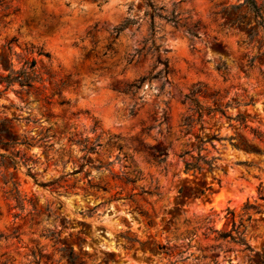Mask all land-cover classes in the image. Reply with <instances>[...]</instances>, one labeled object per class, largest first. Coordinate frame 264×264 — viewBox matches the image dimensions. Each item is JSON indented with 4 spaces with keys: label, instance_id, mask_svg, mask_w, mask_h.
<instances>
[{
    "label": "rangeland",
    "instance_id": "rangeland-1",
    "mask_svg": "<svg viewBox=\"0 0 264 264\" xmlns=\"http://www.w3.org/2000/svg\"><path fill=\"white\" fill-rule=\"evenodd\" d=\"M2 1L0 55L35 66L0 85V264H264V44L243 0Z\"/></svg>",
    "mask_w": 264,
    "mask_h": 264
},
{
    "label": "trees",
    "instance_id": "trees-1",
    "mask_svg": "<svg viewBox=\"0 0 264 264\" xmlns=\"http://www.w3.org/2000/svg\"><path fill=\"white\" fill-rule=\"evenodd\" d=\"M243 7L245 9V11L250 14V20L253 21L254 26L253 29H249V33L252 34L254 33L255 35H257V33H261V38H262V42L264 44V12L262 10L261 7L257 6L255 0H243V2L236 6V8H240ZM12 12L15 13L17 12L16 8H12L11 6L5 4L2 0H0V12ZM7 14H3L1 15L2 17H5ZM250 22H247L245 25H249ZM187 32L192 35L195 36L194 33H191L189 30H187ZM13 42V40L7 42L5 44L6 50L9 53L10 52V44ZM32 52V50L30 51ZM37 56H43L45 58H48V54L42 52L41 50H36L35 51ZM35 66V62L33 60H31L30 62H24L23 63V68L17 72H14L11 68L10 63L6 62L3 54L0 55V67L2 69H5L7 71V74L0 75V85H4L5 89H7L11 84L13 83H17L19 84L20 87H25V88H30L31 86V81L32 78L30 77L31 71ZM26 67V68H25ZM163 75H166L168 73V67H167V63L164 62L163 63ZM61 87L64 86V83L60 84ZM140 86V84H131V85H127L124 89L125 92H132V90L134 89H138ZM193 95H195L194 92H191L190 95L188 97H186V99L188 100L189 103H191L193 105V107L195 108V112L198 115V118H201V113L203 111V108L199 106V104L193 99ZM207 114L213 112V111H218V110H212V109H206ZM238 121L240 123H243V118L241 117H237ZM185 125V124H184ZM212 139H215L214 137ZM87 140L85 139L84 141H82V148L86 153L89 152H94L97 147H99V144H95V143H90V145L87 144ZM199 143L202 144V141L199 140ZM233 147H235L236 149L239 148V146L237 145H232ZM200 149V146H199ZM249 151V150H248ZM203 158L201 157H197L196 159H194V162L192 163H185L184 165V171L188 172V171H201V168L197 165L198 161H202ZM208 167V170H211L212 167V163L209 162L206 164Z\"/></svg>",
    "mask_w": 264,
    "mask_h": 264
}]
</instances>
